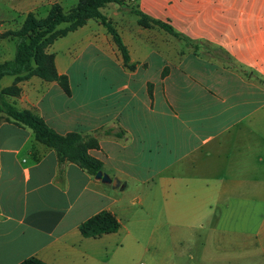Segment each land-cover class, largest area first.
Masks as SVG:
<instances>
[{
	"label": "crops",
	"instance_id": "1",
	"mask_svg": "<svg viewBox=\"0 0 264 264\" xmlns=\"http://www.w3.org/2000/svg\"><path fill=\"white\" fill-rule=\"evenodd\" d=\"M14 1L15 12L0 14V22L18 15L21 23L28 11L40 16L55 2L70 8L78 0ZM133 3L184 37L138 19L113 21L115 6L105 14L128 63L106 26L89 18L47 47L69 91L30 75L17 82V96L7 97L59 133L95 137L88 152L117 184L60 160L29 126L0 112V264L32 255L47 264H113L109 238L125 227V214L157 241L161 233L188 240V232L200 231L198 249L187 256L202 264L225 262L223 243L236 238L259 246L264 258V0ZM90 19L97 26L79 30ZM89 49L106 62L91 65L90 79H73L76 57ZM103 209L117 216L119 228L84 236L80 223ZM128 235L125 245L141 251L133 241L139 237Z\"/></svg>",
	"mask_w": 264,
	"mask_h": 264
},
{
	"label": "trees",
	"instance_id": "2",
	"mask_svg": "<svg viewBox=\"0 0 264 264\" xmlns=\"http://www.w3.org/2000/svg\"><path fill=\"white\" fill-rule=\"evenodd\" d=\"M125 0H78L68 9L60 3H53L45 16H37L28 11L24 20L15 29H7L1 36L17 38L14 56L0 61V80L4 75H13L12 84L2 86L0 83V112H4L9 119L29 126L35 138L47 146L53 147L60 160H71L95 174L101 167V160L88 152V148L98 145L93 136L84 137L79 132L71 131L59 133L49 126L45 120L29 108H18L8 100V96H17L20 87L19 80L30 75H37L45 80H56L60 86L69 91L68 77L59 73L55 66L54 54L47 51V47L59 36H63L83 25L89 18L99 20L111 33L117 44L123 60L128 63L129 54L118 30L102 11V7L110 2L124 4ZM132 11L138 16L140 25L147 27L157 25L179 37L183 34L176 31L170 24L153 18L137 7ZM64 25L61 26V24ZM120 226L117 216L110 210L103 209L83 220L80 231L84 236H98L103 233L116 231ZM17 264H47L32 255Z\"/></svg>",
	"mask_w": 264,
	"mask_h": 264
},
{
	"label": "rangeland",
	"instance_id": "3",
	"mask_svg": "<svg viewBox=\"0 0 264 264\" xmlns=\"http://www.w3.org/2000/svg\"><path fill=\"white\" fill-rule=\"evenodd\" d=\"M15 4L14 0H0V14H9L15 12L12 9V5ZM70 4L64 3V8H68ZM130 9L134 7L133 0H125L124 4L109 3L102 7L104 13L111 15L112 8L119 6L118 15L112 16L113 21L115 18L120 20H126L131 25H135V21L138 16L126 9L123 6H129ZM121 6L123 8H121ZM110 13V14H109ZM46 12H40V16L45 15ZM109 17V16H108ZM22 17L16 15L13 19L10 17L8 21L0 22V61L12 58L15 52V46L17 38L9 36H1V33L7 29H15L20 25ZM64 23L61 24V26ZM120 25V24H119ZM90 26H97L93 19H90L89 25L84 26V29H79L81 31H88ZM65 44V42H64ZM178 44L182 45V41H178ZM54 49L57 50V43L53 45ZM93 56V58H92ZM106 62V58L102 54H94L92 50L83 51L80 55L76 57L74 64V69L71 70L73 79L87 80L96 74L94 68L91 65L94 63ZM12 78V75H4L1 84L8 83ZM132 190V184L129 183L125 188L124 192L129 193ZM124 224L125 227L118 233L111 235L109 242L114 247V258L113 264H202L197 258L190 259L187 256V252L192 250L194 253L198 249L199 241L195 238V235H199L200 231L188 232L186 236L189 237L187 240H171L165 239L164 234L161 233L160 239L157 241L155 239V232L144 230L141 231L135 227V221L130 214H125ZM129 219L128 221L126 219ZM135 219V217H134ZM128 233H133L139 237L138 242L140 245H144L141 251L133 250L132 246L125 245L126 241H129ZM121 241H124L123 247L119 248ZM226 260L222 264H264V258L262 250L259 246H244L237 238L232 240H227L223 243V248L221 251V256ZM126 256V257H125ZM124 257V258H123ZM127 262H125V261ZM159 261V262H158Z\"/></svg>",
	"mask_w": 264,
	"mask_h": 264
},
{
	"label": "water",
	"instance_id": "4",
	"mask_svg": "<svg viewBox=\"0 0 264 264\" xmlns=\"http://www.w3.org/2000/svg\"><path fill=\"white\" fill-rule=\"evenodd\" d=\"M95 176L97 178H100L101 180L103 181H106V182H112V184H117V179L114 178V177H111L108 173L102 171V170H97L96 173H95Z\"/></svg>",
	"mask_w": 264,
	"mask_h": 264
}]
</instances>
